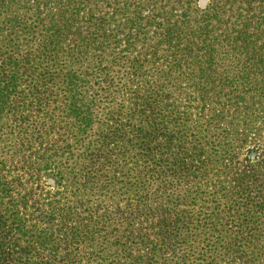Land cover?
<instances>
[{
	"label": "trees",
	"instance_id": "obj_1",
	"mask_svg": "<svg viewBox=\"0 0 264 264\" xmlns=\"http://www.w3.org/2000/svg\"><path fill=\"white\" fill-rule=\"evenodd\" d=\"M201 1L0 0V264H264V0Z\"/></svg>",
	"mask_w": 264,
	"mask_h": 264
},
{
	"label": "rangeland",
	"instance_id": "obj_2",
	"mask_svg": "<svg viewBox=\"0 0 264 264\" xmlns=\"http://www.w3.org/2000/svg\"><path fill=\"white\" fill-rule=\"evenodd\" d=\"M205 3H206V1L205 0H202L201 2H200V5L201 6H204L205 5ZM14 165H15V167H14V169H12L13 171L11 172L12 174L10 175H8L11 179H13L14 181H18V179H20V178H26V170H28L30 167H28V168H24V167H21V165H20V163L18 162H16V163H14ZM49 183L51 184V185H53V182H52V180H49ZM29 187L31 188V187H34V188H38L36 185H29Z\"/></svg>",
	"mask_w": 264,
	"mask_h": 264
}]
</instances>
